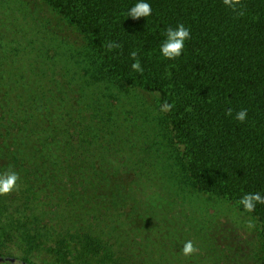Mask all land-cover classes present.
Masks as SVG:
<instances>
[{
    "label": "trees",
    "instance_id": "1",
    "mask_svg": "<svg viewBox=\"0 0 264 264\" xmlns=\"http://www.w3.org/2000/svg\"><path fill=\"white\" fill-rule=\"evenodd\" d=\"M137 2L0 0V264H264V0Z\"/></svg>",
    "mask_w": 264,
    "mask_h": 264
},
{
    "label": "clouds",
    "instance_id": "2",
    "mask_svg": "<svg viewBox=\"0 0 264 264\" xmlns=\"http://www.w3.org/2000/svg\"><path fill=\"white\" fill-rule=\"evenodd\" d=\"M222 3L229 9H231L236 15L243 16L244 11L242 7L240 10L238 6L241 4V0H222ZM152 9L149 3L137 2L133 7L129 8L127 11V16H130L133 19H138L141 17H148L151 15ZM165 40L160 45L159 52L160 55L168 60H174L181 55L184 50L185 41L191 38L190 30L186 28L182 23L178 24L175 28L168 27L165 30ZM109 51L113 49L120 48L121 45L115 42H109L106 45ZM130 57L133 59V63L130 65L131 69L136 72H143L140 61L137 59V52L132 51ZM173 105L171 103L165 102L161 106V111H170ZM232 109L229 108L226 111V115H231ZM247 117V109H241L235 115V119L239 122H244ZM19 176L14 171H6L3 174H0V195H9L17 188V181ZM239 205L243 206L244 211L253 212L255 211L256 204H264V196H261L260 193H249L243 195L240 200L237 202ZM253 225L249 223L248 227L251 228ZM197 252V248L194 246L192 241H186L183 243L181 248V253L185 257L190 256ZM16 264V262H15Z\"/></svg>",
    "mask_w": 264,
    "mask_h": 264
},
{
    "label": "water",
    "instance_id": "3",
    "mask_svg": "<svg viewBox=\"0 0 264 264\" xmlns=\"http://www.w3.org/2000/svg\"><path fill=\"white\" fill-rule=\"evenodd\" d=\"M7 259L10 260V261L14 260V258H12V257H2V256H0V261H5Z\"/></svg>",
    "mask_w": 264,
    "mask_h": 264
},
{
    "label": "rangeland",
    "instance_id": "4",
    "mask_svg": "<svg viewBox=\"0 0 264 264\" xmlns=\"http://www.w3.org/2000/svg\"><path fill=\"white\" fill-rule=\"evenodd\" d=\"M34 261L38 264H47L46 262L43 263L39 258H35Z\"/></svg>",
    "mask_w": 264,
    "mask_h": 264
}]
</instances>
